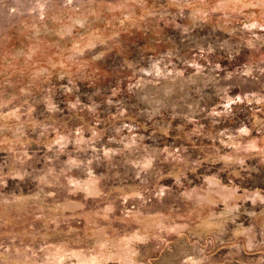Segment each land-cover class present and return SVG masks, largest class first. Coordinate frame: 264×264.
Wrapping results in <instances>:
<instances>
[{
    "label": "rangeland",
    "instance_id": "1",
    "mask_svg": "<svg viewBox=\"0 0 264 264\" xmlns=\"http://www.w3.org/2000/svg\"><path fill=\"white\" fill-rule=\"evenodd\" d=\"M0 264H264V0H0Z\"/></svg>",
    "mask_w": 264,
    "mask_h": 264
}]
</instances>
